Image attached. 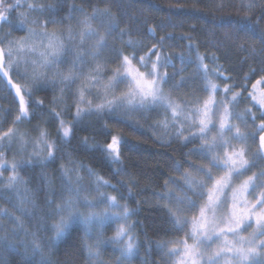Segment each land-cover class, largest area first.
<instances>
[{
	"label": "snow or ice",
	"instance_id": "obj_1",
	"mask_svg": "<svg viewBox=\"0 0 264 264\" xmlns=\"http://www.w3.org/2000/svg\"><path fill=\"white\" fill-rule=\"evenodd\" d=\"M27 3L26 11L20 12L19 30H26V35L7 40L6 45L0 39V81L5 82V87L14 90L15 97L18 98L19 107L17 114L12 120V124L3 131H0V149L11 148L14 143H18L19 151L23 152L28 144V132L21 131L17 125L30 120L32 113L29 104H34L37 108H43V101H32L33 88H38L41 84L57 83L63 85L60 88L61 94L70 89L76 81L81 71L78 68L89 64L90 60L95 62V67L89 70L86 83L72 93L75 97L76 110L71 121L62 118L63 110L51 109L49 116L58 121L55 138H50V133L46 128H39L38 135L31 141L33 151L29 154L30 159L15 160L11 162L5 159V153L0 151V190L14 191L16 193V203L13 205L15 211L7 208H0V218L7 217L12 227L5 228L0 223V250H13L17 247L14 239L23 232L25 236L31 237V247L20 240L19 243L24 248V254L35 255L42 252V248L47 246L49 250L70 234L74 225L84 226V238L81 241V249L85 253L90 264H106L102 259V249L112 246L114 252H118L115 264H123L138 251L139 241L133 229L135 224L130 221L134 215L133 209L126 204L122 205L116 195L100 191L101 188L112 187L118 191L102 176L97 175L91 168L87 169L89 177H94L93 188L97 195L90 198L84 194L87 192L81 183L82 177L75 168L60 166L61 173V194L59 202L55 199L56 189L54 181L46 178L49 186V194L45 197V208H41L31 189L27 188V181L24 180L18 169L27 166L36 160L54 161L57 153L62 151L63 144L70 140L74 129L80 120L93 113L103 114L113 113L118 109L133 111H151L157 106L164 109V119L157 121L153 127L164 129L165 133L174 135L184 143H191L196 139L200 140L197 147L190 149V154L199 155L206 160V164H196L186 161L189 169H186L179 180L169 178L165 181V191L156 193L165 201L163 207L168 212L169 218L174 228L179 231L190 225V231L185 233L186 238L176 241H159L157 248L162 253L161 259L167 258L170 264H264V168L253 172L247 176L239 185L234 186V179L243 175L261 161H264V118L259 123H255L257 114L251 108H245L243 112L237 113L235 107L239 102L242 91L232 92L235 84H225L223 89L211 77L222 76L216 68L209 69L204 63L205 55L196 53L195 63L197 73L202 74L203 83L201 88L208 95L202 101L197 98L195 101H177L170 93H165L164 85L168 84L171 75L161 72L159 69L165 66H174L172 58L157 50V45L153 44L148 52L140 56L137 60L135 48L132 53L124 54L122 50L115 49L114 58L118 61L117 66L112 69V75L107 82L97 89V96L100 102L93 104L92 100H86V93L91 92L92 87L100 84L101 78L107 69V62L100 61L101 53L108 49V37L116 31L118 22L107 9H94L91 14H85L80 23L83 27L79 32L70 25L66 34L61 32H49L47 25L55 23L54 20L43 22L33 19L31 24L37 27L27 26L28 16L32 12L43 14L51 11L52 5H43L31 2V0H15L14 3H7L0 0V23L9 22L11 12ZM257 6L256 0H241L239 8L245 9L246 14L239 20H227L225 17L218 19L223 23L227 22L232 26V33H255L261 19H264V5H261L260 15L255 23L251 20L252 9ZM223 8V3L217 5ZM83 12L82 8L76 9ZM239 11V9H238ZM108 17L107 20L103 19ZM71 19V16H69ZM99 20L103 27V32L92 26V21ZM148 33L155 35L152 28ZM10 36L11 32L5 34ZM125 31H120L121 39ZM261 43H264V30L260 32ZM78 38V39H77ZM165 37H161L160 42ZM94 41L89 46L88 41ZM134 42L129 39L127 47H133ZM189 55H181L182 63H193L191 58L192 45L189 44ZM243 48V45L240 46ZM73 48L78 50L73 54L71 68L67 73L62 72L59 67L63 62L65 53ZM155 52V60L151 59V53ZM29 57H35L29 59ZM211 59L215 60L216 57ZM136 61V63H133ZM151 67L149 68V62ZM140 68L146 69L141 71ZM30 69V70H29ZM52 70L51 77L48 70ZM183 69H181L182 71ZM264 71V69H261ZM15 72L22 77L25 83H14L11 74ZM231 79V77H223ZM248 74L245 75L247 80ZM185 77L174 82L171 87L178 88L184 83ZM127 84V90L119 96L111 95L115 87L120 83ZM264 75L260 76L252 84L248 93L250 103L253 107L258 106L260 117H264ZM247 85H240L241 89ZM101 89L103 95H100ZM229 92H232L229 96ZM217 93L221 98L217 99ZM26 97L28 99H26ZM57 98H53L56 103ZM86 105V106H83ZM66 110V109H65ZM10 109H4L5 114ZM170 113V118H169ZM233 118L247 124L250 119L252 126L250 130L234 124ZM191 129L189 135H184L185 131ZM215 129V134L209 133ZM174 130V131H170ZM260 133L258 146L254 151L249 152V142H256V134ZM233 141L239 143V147L233 145ZM164 142V141H162ZM84 143H87L85 138ZM123 143L122 137L112 135L111 141L106 145L94 144L91 147L99 149L112 163H119L120 145ZM223 149V152L220 150ZM46 153V155H45ZM71 163V161H69ZM80 168L84 166L79 165ZM175 170H180V163L175 162ZM10 168L9 175L5 178L2 171ZM77 172L75 179L71 173ZM122 183V182H121ZM134 183V181H132ZM175 185L178 191L169 188V184ZM191 193V195H189ZM131 195V189H129ZM252 197V199H249ZM199 201V203H198ZM106 202V207L101 212L95 211L96 205ZM85 209L82 211L81 209ZM122 209V211L120 210ZM195 210V214L189 218L185 213ZM19 213L17 215L16 213ZM35 219L36 224L33 230L25 226V218ZM51 220V223H49ZM118 222L112 236L103 238L102 229L106 222ZM255 224L252 232L247 236L241 235L246 228ZM95 229V233H94ZM51 231L52 235L44 239L39 235L41 231ZM11 233V237L9 236ZM95 234V240H92ZM231 237V239H229ZM192 243L189 244L188 240ZM214 241L220 243L214 250L209 251ZM171 245V246H169ZM175 258V259H173ZM230 258V259H229ZM0 264H6L0 259ZM39 264H50V261L41 259ZM145 264H149L145 260Z\"/></svg>",
	"mask_w": 264,
	"mask_h": 264
},
{
	"label": "trees",
	"instance_id": "obj_2",
	"mask_svg": "<svg viewBox=\"0 0 264 264\" xmlns=\"http://www.w3.org/2000/svg\"><path fill=\"white\" fill-rule=\"evenodd\" d=\"M6 2L14 3L15 0H6ZM31 2L53 6L51 11L43 13L42 18L44 21L49 19L55 21V23H49L47 28L50 27L58 35L61 32L66 34L69 25L79 32L83 27L80 23L83 16L91 14L94 9H107L112 16L116 17L118 27L108 37V49H105L99 58L100 61L107 62L108 70L101 78L100 84L92 87L91 92H89L91 96L99 97L97 96V89L107 82L112 75L111 70L117 66L118 61L114 58V51L110 50L119 49L124 54H130L135 48L138 60L140 56L148 52L153 44H156L157 50L171 57L174 65L161 67L159 70L170 75L173 72L176 73L175 76H171L168 84L164 85L165 93H170L177 101H195L197 98L202 101L206 98L208 93L201 88L202 74L196 71L195 55L199 53L207 57L204 63L208 65L209 69L216 68L217 65L220 66L218 71L222 73V76H212L211 78L220 85L221 89L225 84H235L232 92H243L235 111L241 113L245 108H251L257 114L255 121L257 124L260 119L264 118L259 116L258 107H253L248 97L252 84L264 75V71H261L264 69V43H261L260 37V32L264 30V19L260 20L255 33H239L238 35H229L232 33V26L227 22L222 23L218 19L225 17V21H227L239 20L243 17L246 10L239 8L241 0H31ZM221 3L225 7L218 8L217 5ZM256 4L257 6L252 9L251 15L253 23L260 15L264 0H256ZM26 8L27 3H24L22 7L11 12L9 15L10 23H0V39L5 45L7 40L27 34L26 30L18 29L20 23L18 14L26 11ZM80 8L84 11L76 10ZM103 19L107 20L108 17ZM27 26H29L28 23L25 29ZM92 26L103 32L99 20L92 21ZM149 28L154 29V36L148 33ZM121 30L125 31L122 39L120 37ZM8 32H11L10 36L5 35ZM161 37H165L162 44L158 43ZM129 39L138 43H134L133 47H127L126 42ZM92 43L94 41L90 40L86 46ZM189 44L192 45L191 58L193 63H182L179 57L181 55L188 57ZM241 45L243 48L240 47ZM72 50L77 51L78 49L73 48ZM73 54L72 51L65 53L64 61L66 60V64L63 65L71 67ZM212 57L217 59L213 60ZM151 59L155 60V52L151 53ZM65 66L63 67L66 68ZM93 67H95V62L90 60L88 65L80 68L79 71L82 74L76 80L83 81ZM181 69L183 70L181 71ZM246 74L249 77L247 80L244 79ZM181 77L186 78L184 83L178 88H172L171 85L180 81ZM223 77H231V79H224ZM13 82L20 83V78L14 79ZM242 84L247 86L241 89L240 85ZM61 87L62 84L57 83L55 86L46 84L33 88L31 100L43 101V108L29 104L32 113L31 119L21 122L16 127L21 131L28 132L30 142L23 152L19 151L18 143H14L11 148L0 149L6 154L5 159L7 161L11 162L13 159L28 161L30 159L29 154L33 151L31 141L38 135L39 128H46L50 133V138H55L59 122L53 120L49 116V112L53 108L60 111L53 103V98H57L61 93ZM70 91L75 92L71 87ZM71 92L68 90L64 92L67 96L66 103L68 105L62 115L65 121H71L76 110L75 97ZM232 92H229L228 95L231 96ZM14 97V90H9L5 87V82L0 81V131L6 130L17 114L19 101L18 98ZM26 99L28 98L26 97ZM99 101H96L95 97L92 99L93 104L99 103ZM4 109H10V111L5 114ZM164 116V109L159 106L151 111L122 112L118 109L113 113H93L84 116L74 129L70 140L63 144L62 151L57 153L54 161L36 160L18 169L19 174L28 182L26 187L33 191L38 205L46 209L44 201L46 195L49 194L46 178L54 181L55 199L59 202L61 194L60 166L63 164L66 168H75L77 171L84 172L91 168L94 173L102 176L118 189V191H114L112 187H105L102 189L105 193L116 195L122 205L126 204L130 209L135 210L134 215L129 219L135 224L133 231L139 241L138 251L123 261V264H145V260L149 264H170L167 258L161 259L162 253L157 248V242H174L186 238L185 233L189 232L190 225L177 231L168 212L163 207L165 201L156 193L165 191V181L170 177L176 180L180 179L181 174L189 169V164L186 161L196 164H206L207 161L201 159L199 155L190 154V149L200 144L199 139L191 143H184L180 138L165 133L164 129L153 127L157 121L164 119ZM232 122L240 125L241 128L243 127L242 122L235 118ZM247 124H250L251 128L252 121L249 119ZM190 131L191 129H188L187 134ZM112 135H118L123 139V143L120 145L121 160L119 163H112L99 149L91 147L94 144L106 145L111 141ZM259 135L258 132L255 143L249 142L250 153L258 146ZM85 138H87L86 144L84 143ZM175 162H179L181 165L179 171L175 170ZM81 164L84 166L83 168L79 167ZM261 168H264V161L245 172L243 178L245 179ZM10 171V168L5 169L2 171V175L6 178ZM168 187L174 192L178 191L175 185L171 183ZM129 189H131V195ZM15 203V192L11 194V192L5 191L4 193L3 190H0V208H7L10 212L15 211L13 208ZM81 210L84 211L83 208ZM120 210L122 211V209ZM16 214L19 215L18 212ZM194 214L195 210L185 213L189 218ZM0 223H3L6 229L12 227L7 217L0 218ZM117 223L106 222L102 229L103 238L107 239L113 235ZM35 224V219L25 218V226L29 231L34 229ZM39 235L46 242L52 232L50 230L41 231ZM9 236L12 238L11 233ZM83 238L84 226L76 224L71 229L70 234L51 250L45 246L41 253L25 255L24 248L19 241L23 240L28 243L30 248L31 237L20 232L14 238L17 241V247L13 250H0V259H3L6 264H39L41 259L50 261V264H90L80 247ZM94 240L95 234L89 242ZM189 240L188 242H190ZM118 255L119 253L114 252L112 246L102 249V259L106 264H115Z\"/></svg>",
	"mask_w": 264,
	"mask_h": 264
},
{
	"label": "rangeland",
	"instance_id": "obj_3",
	"mask_svg": "<svg viewBox=\"0 0 264 264\" xmlns=\"http://www.w3.org/2000/svg\"><path fill=\"white\" fill-rule=\"evenodd\" d=\"M42 15H43V14L38 13V12H32V13H30L29 16H28V24H29V26H31V27H37V25H33V24H31V21H32L33 19H37V20L43 22L44 19L42 18ZM47 29H48L49 32H53V31H54V30L51 29L50 27L47 28ZM54 32H55V31H54ZM71 51H72V52H75L74 50H70L69 52H71ZM66 54H67V53H66ZM68 55H69V54H68ZM69 57H70V55H69ZM34 58H35V57H29V59H34ZM65 58H66V56H65ZM71 61H72V60H71ZM150 63H151V62H149V68L151 67V66H150ZM63 64H66V60L64 61V58H63V62L60 63L57 67H59V69H60L62 72L65 73V72L68 71V69H70L71 67H70V66H65V65H63ZM63 66H65L66 68H64ZM29 70H30V69H29ZM79 70H80V68L77 69V71H79ZM141 70H142V71H146V69H144V68H142ZM51 73H52V70H51V69L48 70V75H49V77H51ZM11 78H12L13 80H14V79L17 80V79L20 78V83H24V82H25L24 79H23L22 77L17 76L15 72H13V73L11 74ZM84 83H86V78L83 79V81H81V82H80V80H76V81H75L70 87L76 92V90H77L79 87H81ZM49 84H50V83H49ZM41 86H44V84H41ZM62 87H63V85H62ZM62 87H61V88H62ZM260 88L264 89V85H261ZM222 89H223V87H222ZM126 90H127V84H126V82H125V83H120V84H118V85L115 87V89L113 90V92L110 94L109 98H111V95L119 96L122 92H124V91H126ZM68 91L71 92L70 89H69ZM71 93H74V92H71ZM100 95H101V96L103 95V91H102V89H101ZM94 97L96 98V101H99V100H100V97L91 96V95H89V93H86L85 99H86V100H89V99L92 100ZM220 98H221V94H220V93H219V94L217 93V99H220ZM66 101H67V96L65 95V93H63V94L60 93V94L58 95V97H57V101H56L55 105H56V107L59 108L60 111L63 110V112H64L65 109H67V106H68L67 103H66ZM99 102H100V101H99ZM74 104L76 105L75 102H74ZM83 106H84V105H83ZM257 107H258V106H257ZM119 110H121L122 112H127L125 109H119ZM74 113H75V111H74ZM74 113H73V115H74ZM235 124H236V123H235ZM236 125H238V124H236ZM238 126H240V125H238ZM242 126H243V127H242V130H250V124L248 125V124H244V123L242 122ZM214 131H216V130L213 129L212 132L209 133V136L214 135V134H215ZM257 134H258V132H257ZM257 134H256V136H257ZM184 135H189V134H187V132L185 131ZM232 143H233V145H235L236 147H239V146H240L239 143L236 142V141H233ZM221 152H223V149L221 150ZM77 172H78V174L83 178L82 181H81V183L84 185L85 189H87V192H85L84 194L88 195L90 198H94V197L97 195V193L94 191V188H93V180H94V177H89L88 174H87V172H84V171H77ZM77 172H73V173H71V176L73 177V180L75 179V176L77 175ZM243 180H244L243 175H241V176L235 178V179H234V182H233L234 186L239 185ZM102 189H103V188H101L100 191L104 192ZM8 192H11V194L14 193V191H8ZM4 193H5V191H4ZM249 199H252V197H249ZM105 207H106V202H100L99 204L96 205L95 210L98 211V212H99V211H103V209H104ZM84 211H85V209H84ZM254 227H255V224L253 223L252 226L246 228L243 232H241V235H245V236H247L249 233L252 232V230H253ZM190 228H191V226L188 228L189 231H190ZM229 239H231V237H229ZM189 241H190V242H188V243L191 244V243H192V242H191L192 240L190 239ZM219 243H220L219 241H215L214 243L211 244V247H210L209 249H210V250H214V249L217 247V245H218ZM209 249H208V250H209ZM210 250H209V251H210ZM229 259H230V258H229ZM221 264H223V258H222V260H221Z\"/></svg>",
	"mask_w": 264,
	"mask_h": 264
},
{
	"label": "bare ground",
	"instance_id": "obj_4",
	"mask_svg": "<svg viewBox=\"0 0 264 264\" xmlns=\"http://www.w3.org/2000/svg\"><path fill=\"white\" fill-rule=\"evenodd\" d=\"M215 132V131H214Z\"/></svg>",
	"mask_w": 264,
	"mask_h": 264
}]
</instances>
